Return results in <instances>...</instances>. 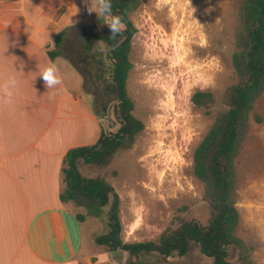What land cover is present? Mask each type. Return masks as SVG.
I'll return each instance as SVG.
<instances>
[{
  "label": "rangeland",
  "instance_id": "obj_1",
  "mask_svg": "<svg viewBox=\"0 0 264 264\" xmlns=\"http://www.w3.org/2000/svg\"><path fill=\"white\" fill-rule=\"evenodd\" d=\"M130 20L136 32L131 40L132 68L127 90L134 102L133 115L144 129L133 147L115 154L108 165L80 166V172L86 178L105 179L118 194L124 240L147 242L156 241L167 227L174 228L182 221L197 220L207 225L211 218L203 200V185L193 174V153L215 115L225 109V89L235 83L231 54L238 11L232 0H139ZM83 27L99 35L108 28L95 13L89 15L86 7L84 24L67 29L56 49L60 57L78 65L85 105L94 112L96 97L108 101L107 113L100 115L102 131L114 133L119 124L113 114L115 96L109 90L111 63L106 58L105 44L86 40ZM173 35L182 62L179 70L171 60ZM86 43L90 44L89 49ZM60 69L65 76L64 68ZM92 76H96L98 84L95 98L91 95L95 81ZM197 91L214 95L215 101L208 109L193 105L191 97ZM255 114L259 121L251 119L237 162L236 206L241 219L239 236L253 247L255 264H264V96L258 101ZM86 200L80 198L81 205L68 203L74 213L65 215L69 231L63 245L81 255L93 247L89 244L93 235L107 230L106 209L104 216L92 217L88 210L94 202ZM75 213L84 215L83 225L75 220ZM94 247L103 251L95 244ZM107 254L111 260L124 264L161 262L155 253L133 258L122 251ZM167 262L212 264L194 244L183 259L168 258Z\"/></svg>",
  "mask_w": 264,
  "mask_h": 264
},
{
  "label": "trees",
  "instance_id": "obj_2",
  "mask_svg": "<svg viewBox=\"0 0 264 264\" xmlns=\"http://www.w3.org/2000/svg\"><path fill=\"white\" fill-rule=\"evenodd\" d=\"M238 11L234 31V49L231 65L235 83L228 86L222 96L225 109L219 111L205 136L193 153V174L203 185V200L211 211L207 225L197 220L182 221L176 227H167L156 241L128 242L121 236L120 198L103 178H86L80 166L108 165L118 152L130 150L144 125L134 115V102L127 90L128 75L132 68L129 60L131 40L136 32L130 15L138 8L139 0H112L113 12L124 17L126 30L116 41L109 40L110 30L102 35L82 28L86 40L95 39L106 46V58L111 63L109 90L115 96L113 114L119 124L114 133L100 132L98 140L87 146L70 149L61 167L62 203L81 205L79 199L94 202L88 214L104 216L107 230L91 237L102 248V253L122 251L129 257L155 253L165 264L168 258L184 257L191 245L212 260V264H255L253 247L239 236L240 215L236 206L239 178L237 162L244 150L251 119L259 121L255 114L258 101L264 96V0H232ZM60 31L54 40V49L48 52L53 59L60 55L56 49L65 34ZM86 49L90 44L86 43ZM79 71L77 64L69 60ZM86 74V73H85ZM91 95L96 96V76ZM100 78V76L98 77ZM98 89V88H97ZM191 101L197 108L208 109L215 101L208 91H197ZM94 115L100 118L108 109V101L102 96L94 101ZM76 219L84 215L76 213Z\"/></svg>",
  "mask_w": 264,
  "mask_h": 264
},
{
  "label": "crops",
  "instance_id": "obj_3",
  "mask_svg": "<svg viewBox=\"0 0 264 264\" xmlns=\"http://www.w3.org/2000/svg\"><path fill=\"white\" fill-rule=\"evenodd\" d=\"M85 21L84 0H0V52L6 36L10 45L7 58L0 55V76L21 80L16 103L0 105V264H124L94 249L91 239L83 255L63 245L65 215L74 213L59 198L63 159L70 149L94 144L102 121L85 105L82 75L48 52L60 31ZM50 60L66 73L60 69L63 83L52 90L37 76Z\"/></svg>",
  "mask_w": 264,
  "mask_h": 264
},
{
  "label": "clouds",
  "instance_id": "obj_4",
  "mask_svg": "<svg viewBox=\"0 0 264 264\" xmlns=\"http://www.w3.org/2000/svg\"><path fill=\"white\" fill-rule=\"evenodd\" d=\"M89 15L95 13L99 20H103L110 30L109 40L116 41L119 36L126 30L127 25L124 23V17L113 12L112 0H84ZM195 9L193 8V12ZM198 23V21H196ZM75 23V21H74ZM200 24V23H199ZM8 37L3 46L2 55L9 47ZM11 46H15V42ZM14 57V56H13ZM16 58V57H15ZM17 59V58H16ZM38 75L44 82L48 90L56 89L63 83L60 66L56 61H48L43 66H38ZM21 88V80L15 74L0 76V105L13 106L16 103L17 96ZM49 98L55 97L56 93L48 91Z\"/></svg>",
  "mask_w": 264,
  "mask_h": 264
},
{
  "label": "bare ground",
  "instance_id": "obj_5",
  "mask_svg": "<svg viewBox=\"0 0 264 264\" xmlns=\"http://www.w3.org/2000/svg\"><path fill=\"white\" fill-rule=\"evenodd\" d=\"M175 37H174V35H173V37H172V42H173V44H174V50H173V53H172V58H171V60H172V65L176 68V70H179L180 68H181V64H182V62L180 61V59H179V49H178V46L176 45V43L174 42L175 41Z\"/></svg>",
  "mask_w": 264,
  "mask_h": 264
}]
</instances>
